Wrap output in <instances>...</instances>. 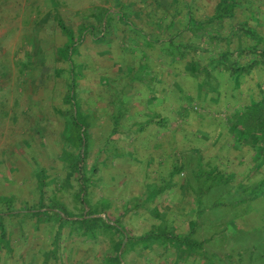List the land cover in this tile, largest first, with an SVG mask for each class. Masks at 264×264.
Masks as SVG:
<instances>
[{
    "label": "rangeland",
    "instance_id": "1",
    "mask_svg": "<svg viewBox=\"0 0 264 264\" xmlns=\"http://www.w3.org/2000/svg\"><path fill=\"white\" fill-rule=\"evenodd\" d=\"M223 1L0 2V264H264V0Z\"/></svg>",
    "mask_w": 264,
    "mask_h": 264
},
{
    "label": "trees",
    "instance_id": "2",
    "mask_svg": "<svg viewBox=\"0 0 264 264\" xmlns=\"http://www.w3.org/2000/svg\"><path fill=\"white\" fill-rule=\"evenodd\" d=\"M235 8V2L233 0H224L223 3L221 4V6L219 7V12L218 14L220 15V17L224 18H229L233 15V10ZM58 26L60 27V29L63 31V33L65 35H67L68 37H70L69 35L73 34L71 32H69L64 26L62 21H59ZM73 39V38H72ZM71 39V40H72ZM264 53V50H263ZM225 65L233 72H241V73H245L248 70L251 69V67L253 65H255V63L253 62V64H248V66L245 67H240V66H233L231 63L227 64L225 63ZM264 94V93H263ZM264 98V96H263ZM237 127L239 128V134H240V138H255V141L257 142V144L260 146L261 151L263 153V157H264V100L262 103H259L251 108H248L247 110H245L243 113L238 114L237 116ZM38 214H41L40 211H36ZM47 215V214H46ZM62 219V216L60 217ZM78 223L82 222V221H76ZM0 224V234H1V238L2 240H6L5 239V234H4V229H3V225ZM177 240V244L180 245H189V247L191 249L196 250L197 248H199V244H197L196 242H189V240L183 239H176Z\"/></svg>",
    "mask_w": 264,
    "mask_h": 264
},
{
    "label": "crops",
    "instance_id": "3",
    "mask_svg": "<svg viewBox=\"0 0 264 264\" xmlns=\"http://www.w3.org/2000/svg\"><path fill=\"white\" fill-rule=\"evenodd\" d=\"M1 1H10V0H0V2H1ZM16 1L23 2L22 5H21V8H15V6H13V7H14L15 9H17V10L20 9V11L24 12L25 9H26V6H25V1H26V0H16ZM0 8H1V7H0ZM2 9H3V8H2ZM12 10H14V9L12 8Z\"/></svg>",
    "mask_w": 264,
    "mask_h": 264
}]
</instances>
